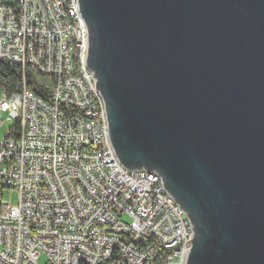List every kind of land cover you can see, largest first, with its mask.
<instances>
[{"label":"water","instance_id":"obj_1","mask_svg":"<svg viewBox=\"0 0 264 264\" xmlns=\"http://www.w3.org/2000/svg\"><path fill=\"white\" fill-rule=\"evenodd\" d=\"M77 1L112 148L185 211V264H264V0Z\"/></svg>","mask_w":264,"mask_h":264},{"label":"built area","instance_id":"obj_2","mask_svg":"<svg viewBox=\"0 0 264 264\" xmlns=\"http://www.w3.org/2000/svg\"><path fill=\"white\" fill-rule=\"evenodd\" d=\"M86 49L77 0H0V61L53 79L49 100L24 77L1 90L0 264H185L190 221L156 173L119 162Z\"/></svg>","mask_w":264,"mask_h":264},{"label":"trees","instance_id":"obj_3","mask_svg":"<svg viewBox=\"0 0 264 264\" xmlns=\"http://www.w3.org/2000/svg\"><path fill=\"white\" fill-rule=\"evenodd\" d=\"M23 77L35 94L45 100L50 99L52 77L41 74L30 65L22 66L10 61H0V90L7 94L19 92L23 87Z\"/></svg>","mask_w":264,"mask_h":264},{"label":"rangeland","instance_id":"obj_4","mask_svg":"<svg viewBox=\"0 0 264 264\" xmlns=\"http://www.w3.org/2000/svg\"><path fill=\"white\" fill-rule=\"evenodd\" d=\"M1 94H2V92L0 90V98H1ZM5 118H6L5 114H3L0 111V120L2 121ZM11 125H12V123H9V122H7V123H5L3 125L2 130L0 131V137L1 138H3V136H4L3 134H6L7 133L8 129H9V127ZM3 198H4V201H8L11 205H15L18 202V196H17V194L16 193L10 194V191H6L5 194H4V196H3ZM38 262H39V264H47L48 259L46 258L45 255H41L39 257Z\"/></svg>","mask_w":264,"mask_h":264}]
</instances>
